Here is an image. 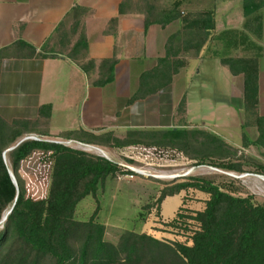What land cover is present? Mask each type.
Segmentation results:
<instances>
[{"label":"trees","instance_id":"1","mask_svg":"<svg viewBox=\"0 0 264 264\" xmlns=\"http://www.w3.org/2000/svg\"><path fill=\"white\" fill-rule=\"evenodd\" d=\"M190 1L174 0L169 4L166 0H122L120 14L142 13L146 28L154 23L166 26L180 20L184 30H202L203 34L197 35L185 50L199 46L200 39H203L200 46L207 39L222 41L221 63L233 75L244 76L243 105L255 117L258 130L254 139L244 133L243 146L263 151L264 115L259 112L260 56H232L234 30L215 33L214 9L189 11L183 15L182 7ZM243 3L247 18L264 7V0H243ZM89 11L83 6L73 7L67 15L72 21L73 39H69L68 31L62 44L67 57L89 76L97 71L93 85L102 87L114 81L118 59L115 56L98 63L89 57L84 23ZM261 20V16L254 17L258 29L262 27ZM118 21V17L111 19L109 30ZM245 26H248V20ZM179 34L169 38L167 53L157 65L141 74L139 90L130 102L157 93L171 84L173 75L186 66L188 60L182 57L181 50L184 44L171 46ZM43 56L48 55L20 39L0 49V65L6 57ZM45 112L49 117L50 105L41 107L40 116ZM38 129L36 122L18 119L10 123L0 116V222L9 212L0 231V264H264V201L256 202L253 196L238 194L233 182L228 185L225 181L228 177L223 175L190 176L161 190L159 202L189 189L207 196L203 208L179 214L165 222L168 226L183 228L189 233L188 241L167 242L150 233L133 231H126L117 243L108 241L106 226L96 221L100 211L98 193L105 189L108 179H116L123 173L122 166L107 157L45 139H27L16 146L29 133L50 135ZM59 137L82 139L80 141L84 143L105 144L111 148L168 146L183 152L195 161L194 165L244 171L242 164L234 161L238 152L235 146L213 132L196 127L128 130L121 138L114 132L98 135L79 129L62 132ZM13 146L16 147L8 152V157L18 187L3 159V152ZM36 150L51 152L53 157L48 194L40 199L27 195L25 180L19 172L22 161ZM257 167V173L264 175V163L257 162ZM219 179L225 183L217 182ZM90 195L98 205L89 219L82 220L78 217V205Z\"/></svg>","mask_w":264,"mask_h":264},{"label":"crops","instance_id":"2","mask_svg":"<svg viewBox=\"0 0 264 264\" xmlns=\"http://www.w3.org/2000/svg\"><path fill=\"white\" fill-rule=\"evenodd\" d=\"M168 1L166 0L167 3ZM121 2L122 0H0V49L21 39L48 55L6 57L1 61L0 116L10 123L18 119L36 122L39 131L49 132V136L39 135L44 138H61L59 135L62 132L79 129L98 135L114 132L115 136L121 138L128 130L181 127L174 126L175 118L179 115L192 118L193 100L189 96L188 87L195 79H201L203 74L216 77V74L222 73L223 67L226 68L219 56L223 49L222 41L214 39L210 42L207 39L200 46L203 41L200 39L199 46L185 50L186 45L194 41L197 35L203 34L202 30H184L180 20L166 26L154 23L146 28L142 13L120 14ZM192 4H195V9H191L194 13L206 9L215 10L216 34L234 30L230 49L232 56H260L259 83L262 101L264 7L247 18L243 0H191L187 5ZM76 5L90 9L84 18L89 57L98 63L115 56L118 59L115 79L108 85H93L97 71L89 76L65 53L62 42L65 41V33L69 31L67 15ZM256 16H261V29L254 23ZM117 17L118 23L109 30L111 19ZM247 20L248 26H245ZM62 22L64 23L61 25ZM71 24L72 22L70 27ZM177 33L180 34L171 46L184 44L181 50L182 57L188 60L186 66L173 75L171 84L157 93L130 102L139 90L141 74L154 68L158 60L166 55L169 38ZM230 74V82L235 86L236 93L242 94L243 99L244 76ZM44 105L51 106L49 117L47 112L40 116ZM30 134L36 133L27 135ZM65 140L84 143L80 141L82 139ZM85 145L103 148L109 159L108 153L121 148L95 143Z\"/></svg>","mask_w":264,"mask_h":264},{"label":"rangeland","instance_id":"3","mask_svg":"<svg viewBox=\"0 0 264 264\" xmlns=\"http://www.w3.org/2000/svg\"><path fill=\"white\" fill-rule=\"evenodd\" d=\"M170 2L171 0L168 1ZM191 9H195V4L184 5L182 14L185 15ZM71 22L68 19L70 34ZM63 39H67L66 33ZM69 39H73L72 34ZM215 76L203 74L201 79H195L189 85L193 117L179 115L175 118L174 126L205 129L225 139L237 148V158L234 161L240 162L244 171H228L206 164L194 165L195 161L183 152L168 146L139 145L114 149L110 153V159L122 166L123 173L116 179H108L105 189L99 191L100 211L96 218V221L106 226L105 238L108 241L117 243L126 231L150 233L167 242L188 241L189 233L183 228L168 226L165 222H170L179 214L203 208L207 196L198 190L189 189L179 195L168 196L162 202H159V197L163 188L190 176H227L225 181L228 185L232 181L238 194L253 196L256 202L264 201V175L257 173V162L264 163V150L243 146L244 133L253 139L258 135L255 117L244 108L242 94H237L235 86L230 82V72L223 67L222 73ZM261 100L259 112L264 115V77ZM45 139L67 141L57 137ZM61 144L101 155L95 148L90 149L84 145L85 143L70 141ZM6 162L12 171L8 152ZM52 165L51 152L44 150H36L22 161L19 172L25 180L28 196L36 199L47 196ZM132 170L141 173L130 177ZM217 182L225 183L223 179ZM97 205L94 196H87L78 205V217L82 220L89 219ZM3 227L0 224V231Z\"/></svg>","mask_w":264,"mask_h":264},{"label":"built area","instance_id":"4","mask_svg":"<svg viewBox=\"0 0 264 264\" xmlns=\"http://www.w3.org/2000/svg\"><path fill=\"white\" fill-rule=\"evenodd\" d=\"M24 139H25V140H27V139H33V140H44L45 138H43V137H41V136H39V135H37V134H30V135H27ZM45 140L51 141V140H49V139H45ZM70 141H72V140H67V141H65V142H63V141H55V142H58V143H70ZM84 145H85V144H84ZM86 146H89L90 149H91V148H95V149L101 154L100 156H104V157H106V154H105V152H104L103 149L98 148V147H94V146H91V145H86ZM107 158H108V157H107ZM139 173H141V172L138 171V170H132V173L130 174V177H134V174H139ZM0 224H2V226H4V221L0 222Z\"/></svg>","mask_w":264,"mask_h":264},{"label":"water","instance_id":"5","mask_svg":"<svg viewBox=\"0 0 264 264\" xmlns=\"http://www.w3.org/2000/svg\"><path fill=\"white\" fill-rule=\"evenodd\" d=\"M24 140H25V139H22L21 141H19V142L17 143L16 146H18V145H19L21 142H23ZM16 146L10 147V148L6 149V150L3 152V159H4V161H5L6 164H7V162H6V153L9 152V151H11V150H13ZM8 171H9V174H10L12 180H13V183L15 184L16 187H18V183H17V180H16V177H15L14 173L10 170V168L8 169ZM8 213H9V212H8ZM8 213H6V214L3 216L2 221H5V220L7 219V215H8Z\"/></svg>","mask_w":264,"mask_h":264},{"label":"bare ground","instance_id":"6","mask_svg":"<svg viewBox=\"0 0 264 264\" xmlns=\"http://www.w3.org/2000/svg\"><path fill=\"white\" fill-rule=\"evenodd\" d=\"M101 148V147H100ZM103 149V148H102ZM93 150V149H92ZM106 150V149H105ZM97 152V151H96ZM108 154H110V153H108ZM110 156V155H109ZM112 157V156H111ZM149 172V171H148ZM158 175V174H157ZM162 178V177H161ZM263 179V178H262Z\"/></svg>","mask_w":264,"mask_h":264}]
</instances>
